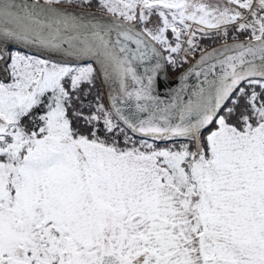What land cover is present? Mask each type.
<instances>
[{"label":"snow or ice","instance_id":"snow-or-ice-1","mask_svg":"<svg viewBox=\"0 0 264 264\" xmlns=\"http://www.w3.org/2000/svg\"><path fill=\"white\" fill-rule=\"evenodd\" d=\"M0 264H264V0H0Z\"/></svg>","mask_w":264,"mask_h":264},{"label":"water","instance_id":"water-1","mask_svg":"<svg viewBox=\"0 0 264 264\" xmlns=\"http://www.w3.org/2000/svg\"><path fill=\"white\" fill-rule=\"evenodd\" d=\"M95 11V10H92ZM219 45L215 46L218 47ZM213 47V48H215ZM212 49V48H211ZM210 49V50H211ZM22 51H25V49H21ZM31 54H35L33 51ZM199 58V57H198ZM197 58V59H198ZM191 66H187L184 68L181 72H179L175 77H170L166 71V66L163 69V71L160 73L159 80L157 82L156 87V94H158L162 99H168V95L170 92L179 89L180 88V76L187 71V69ZM189 86H192L196 83V77L195 75H192L189 77L188 81L186 82Z\"/></svg>","mask_w":264,"mask_h":264},{"label":"built area","instance_id":"built-area-1","mask_svg":"<svg viewBox=\"0 0 264 264\" xmlns=\"http://www.w3.org/2000/svg\"><path fill=\"white\" fill-rule=\"evenodd\" d=\"M198 43L200 44V47H201V48H204V49H207V50H209L210 48H212L213 46H215V45L213 44V42L211 43V45H210L209 48H207V45H206L207 41H206V42H201V41H199ZM200 54H201V53H200L199 51H197L196 54H195V59H197V57H199ZM190 59H192V58H190ZM188 65H190V63L185 64V67L188 66ZM180 71H181V70H180Z\"/></svg>","mask_w":264,"mask_h":264},{"label":"trees","instance_id":"trees-1","mask_svg":"<svg viewBox=\"0 0 264 264\" xmlns=\"http://www.w3.org/2000/svg\"><path fill=\"white\" fill-rule=\"evenodd\" d=\"M203 40H205V39H203ZM182 66H183V65H182ZM182 66L177 67L176 69H173L171 66H167V69H168V72H169L170 74L174 75L178 70H180V68H181ZM94 95H95V90H93V94L90 95V96L88 97V100H92ZM85 103H87V101H85Z\"/></svg>","mask_w":264,"mask_h":264},{"label":"rangeland","instance_id":"rangeland-1","mask_svg":"<svg viewBox=\"0 0 264 264\" xmlns=\"http://www.w3.org/2000/svg\"><path fill=\"white\" fill-rule=\"evenodd\" d=\"M210 2H215V0H210ZM93 10H95V9H93ZM198 42H199V41H198ZM212 42H213L214 45H217V44H220L222 41L217 42V41H215V40L207 39V43H206L207 48L210 47V45H211ZM175 74H176V73H175ZM177 74H178V73H177ZM177 74H176V75H177ZM171 75H172V74H171ZM176 75H175V76H176ZM175 76L172 75V76H170V77L173 78V77H175Z\"/></svg>","mask_w":264,"mask_h":264}]
</instances>
